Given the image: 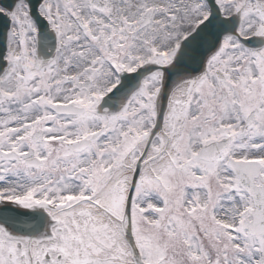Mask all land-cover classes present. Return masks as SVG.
Listing matches in <instances>:
<instances>
[{
	"label": "snow or ice",
	"instance_id": "obj_1",
	"mask_svg": "<svg viewBox=\"0 0 264 264\" xmlns=\"http://www.w3.org/2000/svg\"><path fill=\"white\" fill-rule=\"evenodd\" d=\"M0 264H264V0H0Z\"/></svg>",
	"mask_w": 264,
	"mask_h": 264
}]
</instances>
